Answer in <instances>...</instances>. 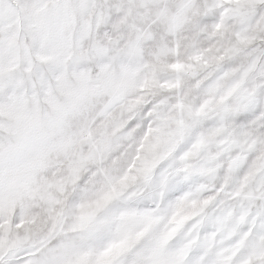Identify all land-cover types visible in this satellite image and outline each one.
Wrapping results in <instances>:
<instances>
[{
	"label": "snow or ice",
	"instance_id": "6c2138e0",
	"mask_svg": "<svg viewBox=\"0 0 264 264\" xmlns=\"http://www.w3.org/2000/svg\"><path fill=\"white\" fill-rule=\"evenodd\" d=\"M0 264H264V0H0Z\"/></svg>",
	"mask_w": 264,
	"mask_h": 264
}]
</instances>
